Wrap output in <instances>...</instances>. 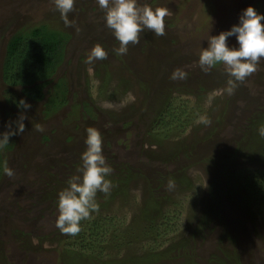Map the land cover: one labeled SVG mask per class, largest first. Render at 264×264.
<instances>
[{
  "label": "rangeland",
  "instance_id": "obj_1",
  "mask_svg": "<svg viewBox=\"0 0 264 264\" xmlns=\"http://www.w3.org/2000/svg\"><path fill=\"white\" fill-rule=\"evenodd\" d=\"M139 3L168 8L165 35L145 29L118 56L96 0H75L71 28L54 0H0V132L23 116L25 125L0 149V264H264V61L231 95L223 66L205 73L198 64L209 35L230 29L248 6L264 13V0ZM40 26L68 41L45 98L33 101L3 69L11 38ZM96 44L107 59L87 63ZM177 68L185 79H171ZM86 126L103 134L107 179L122 187L97 192L99 210L73 236L55 226L57 200L81 175Z\"/></svg>",
  "mask_w": 264,
  "mask_h": 264
},
{
  "label": "clouds",
  "instance_id": "obj_2",
  "mask_svg": "<svg viewBox=\"0 0 264 264\" xmlns=\"http://www.w3.org/2000/svg\"><path fill=\"white\" fill-rule=\"evenodd\" d=\"M96 2L104 10L105 27L111 30L113 37L119 42V47L113 49L118 56L128 53L130 43L138 44L140 33L145 29L156 36L165 35V17L170 14L166 7L153 9L147 3H139V0H96ZM74 3L75 0H54L55 9L60 13L65 27L76 26V22L68 17V14L74 10ZM262 22H264V13H258L253 6L242 9L238 15V22L217 35H209L207 47H203L199 54L198 64L205 73L218 65L224 67L228 76L224 91L229 95L233 94L246 78L257 72L261 62L264 61V23ZM77 31H79L78 28ZM232 37H235L234 45L228 43L229 38ZM107 56V50L102 45L96 44L88 53L86 62L104 60ZM186 76L185 71L177 68L172 72L171 79L183 80ZM60 83L61 90L64 82L61 80ZM42 92L44 94V90ZM67 93L66 88L61 97L66 103ZM27 98L34 101V98ZM44 98L45 95L42 99ZM19 103L24 109L30 107L23 100ZM23 120L24 116L15 122L14 130L11 125H8V131L0 132V149L9 145L12 136L24 132ZM198 122L205 125L211 123L206 116H200ZM33 127L36 131H43L40 124H35ZM84 131L85 150L80 155L82 164L79 169L81 175L73 176L67 181L68 186L58 193L57 200L58 215L55 226L62 233L73 236L81 231L80 222L99 210V204L96 201L97 192L108 195L113 187L111 180L107 179L113 169L103 154V134L93 126H86ZM257 131L259 136L264 137V125H261ZM3 172L8 177L14 174L13 169L7 164ZM173 186L170 180L168 187L171 189Z\"/></svg>",
  "mask_w": 264,
  "mask_h": 264
},
{
  "label": "trees",
  "instance_id": "obj_3",
  "mask_svg": "<svg viewBox=\"0 0 264 264\" xmlns=\"http://www.w3.org/2000/svg\"><path fill=\"white\" fill-rule=\"evenodd\" d=\"M67 41V35L60 31L49 29L46 26L17 33L11 38L7 47L3 69L4 80L9 86L20 85L27 97L42 99L44 97L42 92L45 85L44 82L54 75L57 67L60 65ZM33 85L35 86L34 88ZM60 85L61 83L59 82L56 87V91L58 92L61 91ZM64 100V98L60 100L63 102V105L66 104ZM53 102L54 99H50L47 106H51ZM260 156L264 158V153ZM240 179L242 180L241 177ZM111 182L115 191L122 187L121 181L111 179ZM257 184L255 183L254 186ZM237 185L243 188L242 183ZM256 188H252L251 190L253 191ZM155 211L154 209L151 213L149 212V215L151 217L154 216L153 213ZM73 254L75 255L74 252ZM62 255H65V251H62ZM72 259L75 261L80 258L75 255Z\"/></svg>",
  "mask_w": 264,
  "mask_h": 264
},
{
  "label": "flooded vegetation",
  "instance_id": "obj_4",
  "mask_svg": "<svg viewBox=\"0 0 264 264\" xmlns=\"http://www.w3.org/2000/svg\"><path fill=\"white\" fill-rule=\"evenodd\" d=\"M70 86H72V87H74V81H73V79L71 80V82H70ZM49 103V102H48ZM48 103L46 104V105H48ZM62 102L60 101V104H61ZM53 105H54V103H53ZM56 105V104H55ZM64 106V105H63ZM48 107V106H47Z\"/></svg>",
  "mask_w": 264,
  "mask_h": 264
}]
</instances>
